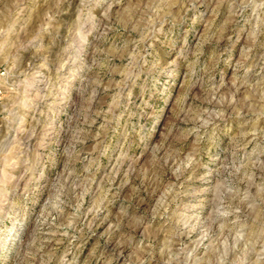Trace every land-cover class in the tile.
I'll return each mask as SVG.
<instances>
[{
  "label": "rangeland",
  "instance_id": "374dc122",
  "mask_svg": "<svg viewBox=\"0 0 264 264\" xmlns=\"http://www.w3.org/2000/svg\"><path fill=\"white\" fill-rule=\"evenodd\" d=\"M0 264H264V0H0Z\"/></svg>",
  "mask_w": 264,
  "mask_h": 264
}]
</instances>
